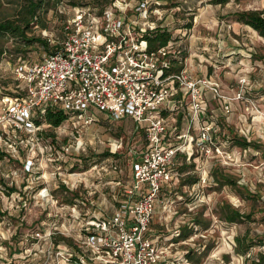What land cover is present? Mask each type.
I'll return each mask as SVG.
<instances>
[{"label": "rangeland", "instance_id": "rangeland-1", "mask_svg": "<svg viewBox=\"0 0 264 264\" xmlns=\"http://www.w3.org/2000/svg\"><path fill=\"white\" fill-rule=\"evenodd\" d=\"M138 1L119 0L117 7L129 16L132 15V10L126 5L133 6ZM211 1L149 0L150 9L156 8L159 13L157 16L149 14V19L167 28L176 38L173 41L176 42L175 47L180 46V55L187 59L182 69L190 71L194 78L210 77L219 82L221 93L227 97L234 96L239 88V79L245 78L248 83L245 96L252 99L264 115V39L251 28L234 24L228 16L243 10H262L264 13L263 0H241L239 3L228 0L222 6L212 4ZM22 5L23 0H0V20L13 17ZM91 10H86L90 16ZM75 13V9L67 6L66 0L57 5L55 0H50L49 8L41 15L45 28L34 27L28 36L47 39L51 46H55L56 42L62 41L64 25ZM187 24H190L189 29L184 28ZM13 45V38L0 37V94L16 91L17 83L12 69L19 60L10 55ZM29 50L20 61L26 60L33 64L45 54L39 47ZM206 99L210 116L217 120L223 135L232 130L235 135L264 146L263 115L246 111L247 104L239 101L233 102L232 112L224 116L215 99L209 94ZM44 129L45 135H53L49 142L52 147L43 142L44 137L37 142L29 140L25 132L14 128H8L4 132L0 127V133L14 142L29 140L32 144L30 155L33 156L34 163L32 173H26L24 165L29 151L22 144L23 149L16 157L19 165L0 162V173L6 182L5 187H0V264H53V247L41 240L32 244L30 235L42 228L45 232L57 233V238L67 234L78 240L81 226L88 216H110L115 204L114 198L121 196L119 193L122 192V187L105 183L120 180L124 185L129 180L130 163L138 156L137 153L145 142L143 131L136 128V124L130 119L115 121L96 111L89 123L72 120L56 130ZM220 141L225 142L221 146L222 150L231 157V160L226 161L228 165H224L227 173L234 175L238 183L252 193L258 192L260 200L264 201V155L253 149L233 147L223 137H220ZM103 153L109 154V160L104 164L105 171L101 169L103 165H99L82 173V170L89 169H82L85 163L74 166L77 164L73 160L78 155L88 156L90 161L87 163L93 165ZM199 159V163L203 161L202 157ZM213 163H217V160L210 164L209 171ZM110 165L116 166V170L110 169ZM6 188H13L15 192L7 195L4 190ZM169 198L176 213L170 216L157 204L150 226L151 232H155L159 227V219H165L162 220L164 223L169 222L159 233L167 238L161 241L162 245L168 247L167 261L180 259L187 250H193L195 257H200L210 247L198 264H249L230 252L228 240L245 231L252 236L264 235V222L260 220L264 214L256 210L255 222L237 225L224 223L215 213L217 204L225 201L248 212L251 209L250 203L240 200L229 188L217 189L213 184L199 189L180 188L178 185ZM74 199L82 201L85 207L76 208L73 212L70 203ZM90 202L93 206L89 205ZM259 207L258 204L256 209ZM197 214L206 222L209 221L207 229L192 224V218ZM181 226L192 228L193 233L184 241L170 243L173 232ZM260 252H264V249L255 247L251 254ZM228 254L231 255L226 262L223 257Z\"/></svg>", "mask_w": 264, "mask_h": 264}, {"label": "built area", "instance_id": "built-area-1", "mask_svg": "<svg viewBox=\"0 0 264 264\" xmlns=\"http://www.w3.org/2000/svg\"><path fill=\"white\" fill-rule=\"evenodd\" d=\"M118 2L114 0L101 16H90L85 8L70 7L76 13L64 25V37L55 43L56 51L44 54L33 64L18 58L12 69L16 91L0 94V127L4 132L8 128L25 132L29 140L42 141L44 128H50L34 121L46 110L62 111L69 116L67 121L86 123L91 122L96 111L115 121L130 119L144 133L145 142L130 163L129 180L124 185L120 180L105 183L122 187L121 196L114 198L111 215L88 216L78 240L61 235L72 239L76 249L53 244L52 237L57 233L52 231H37L30 238L32 244L41 240L53 247V264H73L72 259L76 264H192L184 256L167 261L168 247L161 244L167 238L157 230L151 232L150 226L157 204L170 216L176 213L169 196L183 176L177 170L181 156L187 163L193 161L199 175L198 182L187 187L190 189L215 185L209 177L210 164L217 160L224 166L231 160L222 150L223 134L217 120L210 116L206 95L217 101L224 116L230 115L233 102L239 101L247 104L246 111L263 114L245 96V78L239 79L234 96L227 97L221 93L220 83L210 77L193 79L185 69L173 71L177 65L173 62L181 61L180 46L170 41L151 50L142 38L155 28L156 21H150L149 14H159L157 9H150L149 0H139L133 6L126 5L132 10V15L127 16L119 11ZM185 62L186 59L183 65ZM44 139L53 146L50 139ZM29 140L16 143L0 133V150L6 155L16 158L23 149L20 144L29 151L24 169L31 174L34 163ZM200 157L203 161L199 163ZM108 160L109 157L82 173L99 165L105 171ZM109 168L116 170L114 165ZM70 205L73 212L85 207L79 199ZM89 205L93 206L91 202ZM60 226L66 232L64 225ZM178 235L179 229H175L172 236ZM233 238L228 240L232 254Z\"/></svg>", "mask_w": 264, "mask_h": 264}, {"label": "trees", "instance_id": "trees-1", "mask_svg": "<svg viewBox=\"0 0 264 264\" xmlns=\"http://www.w3.org/2000/svg\"><path fill=\"white\" fill-rule=\"evenodd\" d=\"M64 0H55L56 5ZM114 0H66L68 7H80L92 9L91 12L95 16H101L103 10L109 6ZM236 3H239L241 0H234ZM228 0H212L211 3L215 5H225ZM50 0H23V5L20 7V10L11 18L0 20V37H8L14 39L12 53L15 58H25L24 54L30 51V48L39 47L45 54H53L56 51V46H51L47 39H43L38 36H28V33L34 27L45 28L41 15L49 8ZM232 18L235 23L247 26L255 31L258 36L264 39V13L262 10H243L235 11L232 14L228 15ZM184 28L189 29L190 24L185 25ZM142 38L145 39L148 43L149 49L153 50L158 47L166 45L170 41H175L176 38L172 35L171 31L167 28H164L160 24H156L155 28L151 31H147L142 35ZM182 55V54H181ZM180 59L173 62L177 64L172 70L180 71L182 70V65L186 56H181ZM180 62V63H179ZM69 116L62 111H51L46 110L45 114L42 117L34 118V121L37 125L47 124L51 130H56V128L61 127L64 123L67 122ZM133 122V121H132ZM134 123V122H133ZM219 125V123H218ZM41 136L44 138H52L53 135H45L41 133ZM223 140L227 141L233 147H238L240 149H253L257 152H260L261 155H264V146L260 143L254 141H247L245 138L235 135L232 130H228L227 135H223ZM20 154V152H19ZM108 153H103L99 161H94L93 164H97L108 157ZM74 159V165L77 167L81 162L85 163L82 169L86 167L90 168L91 163L88 156L78 155ZM17 158H15L16 160ZM181 164L177 167V170L183 176L180 179L179 187H191L198 182L199 175L195 172V165L193 161L190 163L186 162L185 156H181ZM10 156L6 155L2 150H0V162L6 161L8 163H15L19 165V160L15 161ZM79 163V164H78ZM86 168V169H87ZM227 168L220 165L218 162L213 163L210 171L209 177L215 183L217 189L227 187L233 191V193L239 197L242 201H247L250 203L251 209L248 212L241 211L238 208L233 207L231 204L223 201L216 206L215 213L218 215L219 219L228 225H237L244 222L250 223L255 222V211L259 210L261 214H264V201H261V195L258 192L252 193L249 189L241 186L238 183L237 178L234 175L227 173ZM85 171V170H82ZM6 186L5 179L1 176L0 173V187ZM7 195L15 192L13 188L4 189ZM70 202V201H68ZM72 200L71 203L72 204ZM260 205L259 209H256V206ZM1 214V213H0ZM2 215H0V220ZM262 222H264V215L260 217ZM192 224L200 226L202 229H207L209 227V221L203 220L200 218V214L192 218ZM39 231L43 232L42 228H39ZM193 233V229L188 226H181L179 229V235L172 238V242L178 243L179 241L186 240ZM234 247L233 254L244 257L245 262L249 264H264V252L257 253L252 255L251 251L255 247L264 249V235H254L252 236L250 232L245 231L244 233L237 234L233 238ZM53 244L57 245L63 243L71 248H75L72 239L59 236L52 237ZM210 250V247H207L200 257H195L196 253L193 250H187L184 254V258L187 262L192 264H198L200 258L205 256L206 253ZM226 262L230 259V254L223 257ZM73 264L75 259H72Z\"/></svg>", "mask_w": 264, "mask_h": 264}, {"label": "crops", "instance_id": "crops-1", "mask_svg": "<svg viewBox=\"0 0 264 264\" xmlns=\"http://www.w3.org/2000/svg\"><path fill=\"white\" fill-rule=\"evenodd\" d=\"M191 2V1H190ZM197 3H200V1L199 2H197ZM263 3H264V0H263ZM234 24H236V25H238L239 27H243V25H241V24H238V23H234ZM244 27H247V26H244ZM248 28V27H247ZM185 63H187V59H186V62ZM176 66V65H175ZM178 66V65H177ZM174 68H176V67H174ZM188 73V75L191 77V78H193V79H195L194 77H193V75L191 74V72L189 71V72H187ZM169 223V222H168ZM168 223H164V222H162V220L161 219H159V227H158V232L160 233V232H162V228L164 229L165 227H167V225H168ZM165 226V227H164ZM161 230H160V229ZM170 237V236H169Z\"/></svg>", "mask_w": 264, "mask_h": 264}]
</instances>
